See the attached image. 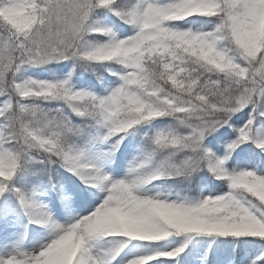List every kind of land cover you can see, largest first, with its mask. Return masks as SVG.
<instances>
[{"label":"snow or ice","instance_id":"6c2138e0","mask_svg":"<svg viewBox=\"0 0 264 264\" xmlns=\"http://www.w3.org/2000/svg\"><path fill=\"white\" fill-rule=\"evenodd\" d=\"M249 247L264 264V0H0V264Z\"/></svg>","mask_w":264,"mask_h":264},{"label":"rangeland","instance_id":"374dc122","mask_svg":"<svg viewBox=\"0 0 264 264\" xmlns=\"http://www.w3.org/2000/svg\"><path fill=\"white\" fill-rule=\"evenodd\" d=\"M33 73H37V75L35 76V78L37 79H46L48 77L44 76V75H39V70H30L29 74H33ZM130 157L129 156H125V161L127 159H129ZM157 186H159V184L155 183L153 185H149L148 187L150 189H152L153 191L157 190ZM205 194H208L207 192V189L205 190ZM38 199L45 205H47V209L48 211L53 215H57V212L60 211L62 212L63 209L60 207V200L59 199H54L52 196H50V194L48 193H44L43 195L39 196ZM40 226H36L34 228H39ZM47 232L48 230L47 229H43L41 228L40 229V237H41V241L40 242H44L46 239H47ZM31 234H29L30 236ZM196 240H203V239H208V238H200V237H197V238H194ZM219 240H217L218 242ZM29 244H28V241L26 240L25 241V247H28ZM176 245L174 244H168V247H175ZM130 248L132 247L131 245L129 246ZM167 250V248L165 249ZM125 252H128V249L125 250ZM122 257H124L125 259L127 258H130L129 256H125L124 253L121 254ZM245 256H246V259H245V264H248V261L250 260H254V259H257L258 257L261 256V253L260 251L254 249V248H248L247 252L245 253ZM118 262H120V258H118ZM158 264V263H156ZM166 264H171L169 261L166 262ZM257 264H259V261H257Z\"/></svg>","mask_w":264,"mask_h":264},{"label":"trees","instance_id":"16d2710c","mask_svg":"<svg viewBox=\"0 0 264 264\" xmlns=\"http://www.w3.org/2000/svg\"><path fill=\"white\" fill-rule=\"evenodd\" d=\"M115 18H113V20H114ZM117 24L119 23L118 21L116 22ZM116 26V25H115ZM53 168L54 169H57V171L53 174V177H52V179H53V182H55L57 179H61L62 177H64V176H67V173H65L64 172V170L63 169H61V168H59V166L58 165H53ZM154 183H157V184H161V182L160 181H157V182H154ZM218 183V182H217ZM50 192V191H49ZM50 193H52L54 196H55V194H54V192H50ZM25 223H26V220H25ZM36 226H38V225H28V229L27 230H31V229H33V227H36ZM29 234H30V232H29ZM221 239V238H220ZM228 239H232V238H228ZM241 240H245V239H251V238H240ZM237 248L239 249V245H237ZM181 255H183V254H181ZM173 264H174V262H173Z\"/></svg>","mask_w":264,"mask_h":264}]
</instances>
